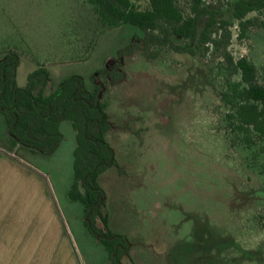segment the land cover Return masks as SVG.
Wrapping results in <instances>:
<instances>
[{
  "label": "rangeland",
  "instance_id": "374dc122",
  "mask_svg": "<svg viewBox=\"0 0 264 264\" xmlns=\"http://www.w3.org/2000/svg\"><path fill=\"white\" fill-rule=\"evenodd\" d=\"M179 1L189 9L190 0ZM235 1L205 0L230 18ZM248 17L257 20L243 38L233 19L196 55L164 46L152 48L155 58L139 49L120 56L130 43L141 46L144 33L131 24L104 29L86 0H0V53L22 46L20 86L37 61L49 68L54 89L72 75L93 87L99 69L122 65L124 82L98 77L117 159L99 181L109 227L131 245L125 264H264V138L251 131L248 144L222 99L241 80L236 62L243 56L264 84V14ZM60 129L64 139L51 156L11 139L0 141V154L27 160L48 180L82 264H116L87 227L83 203L70 199L76 131L70 121ZM5 130L0 114V134Z\"/></svg>",
  "mask_w": 264,
  "mask_h": 264
},
{
  "label": "trees",
  "instance_id": "16d2710c",
  "mask_svg": "<svg viewBox=\"0 0 264 264\" xmlns=\"http://www.w3.org/2000/svg\"><path fill=\"white\" fill-rule=\"evenodd\" d=\"M91 4L104 29L131 24L144 33L142 45L130 43L119 55H131L136 49L155 58V47H170L179 53L196 55L209 47L217 26L227 28L233 19L238 21L239 36L243 38L257 18L251 12L264 14V0H236L231 18L215 3L190 0L185 9L179 0H149V8L139 9L133 0H86ZM218 31V30H217ZM20 55L8 52L0 60V111L4 115L11 140L34 153L51 156L64 139L60 129L63 121H70L76 131L74 150V182L69 196L83 203L86 225L106 247L116 264L130 254V242L125 235L114 233L105 213L106 191L100 175L117 164L114 147L107 139L112 123L107 104L101 93V77L111 83L125 81L121 63L99 69L93 76V87H88L82 75L64 79L50 94L45 89L51 81L50 71L40 65L28 76V83H17ZM241 80L233 82L222 99L231 107L229 116L239 120L238 128L246 132V142L253 143L250 132L264 138V84L259 81L258 68L246 56L236 62ZM99 77V78H98ZM102 222L103 227L99 226Z\"/></svg>",
  "mask_w": 264,
  "mask_h": 264
},
{
  "label": "crops",
  "instance_id": "0c3cea01",
  "mask_svg": "<svg viewBox=\"0 0 264 264\" xmlns=\"http://www.w3.org/2000/svg\"><path fill=\"white\" fill-rule=\"evenodd\" d=\"M9 50L0 53V60L8 52L20 55L16 77L20 86L19 77L24 63L22 46L14 45ZM37 65L44 64L37 61ZM34 70L36 67H32L28 76ZM54 90L50 81L45 93L48 95ZM0 114L3 115L1 111ZM5 129L0 134V141L11 139L6 123ZM0 264H82L72 238L66 234L64 220L48 180L27 160L21 162L1 154Z\"/></svg>",
  "mask_w": 264,
  "mask_h": 264
},
{
  "label": "water",
  "instance_id": "95a60500",
  "mask_svg": "<svg viewBox=\"0 0 264 264\" xmlns=\"http://www.w3.org/2000/svg\"><path fill=\"white\" fill-rule=\"evenodd\" d=\"M102 94V93H101Z\"/></svg>",
  "mask_w": 264,
  "mask_h": 264
}]
</instances>
